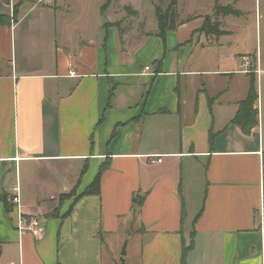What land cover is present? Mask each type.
Masks as SVG:
<instances>
[{"label": "crops", "instance_id": "crops-1", "mask_svg": "<svg viewBox=\"0 0 264 264\" xmlns=\"http://www.w3.org/2000/svg\"><path fill=\"white\" fill-rule=\"evenodd\" d=\"M65 1L0 0V264H107L122 233L110 264H264L259 101L252 130L234 122L257 58L230 49L226 22L198 31L201 15L165 43L108 2L94 31L67 15L60 30L38 6ZM17 187L41 239L16 230Z\"/></svg>", "mask_w": 264, "mask_h": 264}, {"label": "rangeland", "instance_id": "rangeland-1", "mask_svg": "<svg viewBox=\"0 0 264 264\" xmlns=\"http://www.w3.org/2000/svg\"><path fill=\"white\" fill-rule=\"evenodd\" d=\"M7 0H1L2 5L7 6ZM219 3H218V2ZM67 7L64 10L69 11L64 14L57 12L54 15L53 11L48 8L44 10L43 7L38 6L39 12L42 13L44 20L57 18V26L60 30L64 29L67 21L63 20V16L68 17V21H73L79 28L78 30L85 31L83 28L94 31L98 24V18L107 3L108 11L117 19H120L123 30L137 29L144 25L145 32H159V21L156 16V7L160 6L166 9L168 0H66ZM177 10L180 13L179 18L185 21L192 16H200L205 18L208 15L212 16V23L220 22V25L225 24V28L233 32V36L229 39L231 43L230 49H235L241 52H247L252 59H244L247 61L248 67H252L255 71L257 58L259 71L258 91H259V106L262 121V128L264 130V0H178ZM231 5L235 10L240 12L239 16H229L227 20L222 16L216 21L213 16L216 5ZM182 13V14H181ZM116 17L114 19H116ZM225 19V21H224ZM103 20V19H102ZM216 21V22H214ZM104 22V20H103ZM222 27H220L221 29ZM262 71V72H261ZM124 236V233H122ZM122 235L111 237L108 235L105 240V256L106 263L110 264L109 254L111 246L109 243L116 240ZM129 255H132L134 243L129 244ZM126 251V245L120 250L122 255ZM126 255V254H125ZM124 255V256H125ZM123 257V256H122Z\"/></svg>", "mask_w": 264, "mask_h": 264}, {"label": "trees", "instance_id": "trees-1", "mask_svg": "<svg viewBox=\"0 0 264 264\" xmlns=\"http://www.w3.org/2000/svg\"><path fill=\"white\" fill-rule=\"evenodd\" d=\"M218 2V1H217ZM168 6L166 9H163L162 7L158 6L156 7V16L159 21V36L161 39H163L164 43L166 42V35L168 31L175 30L177 26L184 24L185 22L182 21L179 18V12L177 10L178 6V0H168ZM219 3V2H218ZM106 7V6H105ZM103 8V10L105 9ZM18 10L15 8V13H17ZM240 12L235 10V8L231 5H219L217 4L214 8L213 16L215 17L216 21H218L222 16H239ZM212 16L207 15L203 26L198 30L200 32H204L206 35H215V36H222L226 32L223 30H220V22L212 23ZM2 20V15H0V22ZM214 21V22H216ZM190 22V20H188ZM259 99V93L257 91V77L254 75H251V82H250V88H249V95L248 97L242 101L239 104V112L237 113L234 122L241 125L243 130L246 132H249L252 130L255 125L259 123L257 121V117L259 114L258 108L256 106ZM103 173V169H101V172L96 177L94 182L90 185V187L86 190L85 193H92V192H98L100 190V179L101 175ZM2 254V249L0 246V256Z\"/></svg>", "mask_w": 264, "mask_h": 264}, {"label": "built area", "instance_id": "built-area-1", "mask_svg": "<svg viewBox=\"0 0 264 264\" xmlns=\"http://www.w3.org/2000/svg\"><path fill=\"white\" fill-rule=\"evenodd\" d=\"M44 2H50V0H43ZM246 59V58H244ZM150 67L146 68V71H148ZM2 144L0 140V150H1ZM1 160V159H0ZM153 164L155 163H162V159L158 158L153 159L151 161ZM10 203L12 206L17 208V222H16V230L20 233H30L33 234L36 238L41 239L44 236V227L41 222V220L35 216H26L21 209V203H20V189L17 187L16 189L13 190V195L9 199ZM14 264V263H10Z\"/></svg>", "mask_w": 264, "mask_h": 264}, {"label": "water", "instance_id": "water-1", "mask_svg": "<svg viewBox=\"0 0 264 264\" xmlns=\"http://www.w3.org/2000/svg\"><path fill=\"white\" fill-rule=\"evenodd\" d=\"M105 21V23L107 24V23H109V20H107V19H104ZM126 254V251H125V249H124V251H123V253H122V256H124ZM122 261V264H125V262L123 261V259L121 260Z\"/></svg>", "mask_w": 264, "mask_h": 264}]
</instances>
